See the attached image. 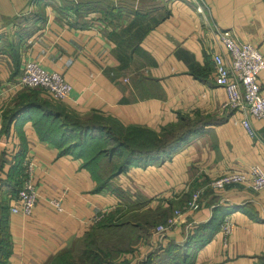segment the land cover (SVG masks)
Masks as SVG:
<instances>
[{
	"label": "crops",
	"instance_id": "1",
	"mask_svg": "<svg viewBox=\"0 0 264 264\" xmlns=\"http://www.w3.org/2000/svg\"><path fill=\"white\" fill-rule=\"evenodd\" d=\"M215 28L264 57V0H0L5 264H48L98 224L142 232L138 213L163 221L196 190L198 210L159 239L148 229L110 264H264V188L211 186L231 169L264 172V121L248 117L252 138L241 114L221 107L226 93L215 83L211 53L228 54L214 42ZM24 61L62 74L68 97L6 91ZM258 82L264 90V69ZM184 134L169 154L154 153L160 140ZM25 159L34 163L37 193L29 216L8 209ZM224 220L232 224L226 235Z\"/></svg>",
	"mask_w": 264,
	"mask_h": 264
},
{
	"label": "built area",
	"instance_id": "2",
	"mask_svg": "<svg viewBox=\"0 0 264 264\" xmlns=\"http://www.w3.org/2000/svg\"><path fill=\"white\" fill-rule=\"evenodd\" d=\"M196 1V0H195ZM196 10L202 12L200 5ZM214 42L223 47L228 56L211 53L216 85L222 86L226 99L222 109H231L241 114L239 123L249 137H256V132L249 121V116L264 121V90L258 82L259 73L264 69V57L260 50L248 42L239 41L230 30H214ZM15 89L41 88L56 100H65L70 91V85L58 72L42 69L37 62L24 61L20 77L7 87L6 91ZM34 163L25 159L20 168V183L11 203L9 212L22 216L31 215L37 198L36 189L32 182ZM231 184H245L253 189L264 188V172L257 165H251L243 170H228L211 182L215 189H223ZM200 190L191 193L184 209L174 208L163 224L156 226L152 236L158 239L168 229H173L180 222L184 212L196 211L200 208ZM52 205L61 210L58 199L51 200ZM232 224L224 220L221 231L224 235L230 233ZM141 257L144 254L140 255ZM139 256V257H140Z\"/></svg>",
	"mask_w": 264,
	"mask_h": 264
},
{
	"label": "trees",
	"instance_id": "3",
	"mask_svg": "<svg viewBox=\"0 0 264 264\" xmlns=\"http://www.w3.org/2000/svg\"><path fill=\"white\" fill-rule=\"evenodd\" d=\"M186 137L184 134L181 136L180 140L175 141V142L170 141V140H168V141L160 140V142H158L157 149L156 150L154 149L153 151H155L154 153L158 156L167 155L171 151H173L175 148H177V146L182 144ZM133 157L126 159L125 164L132 162ZM120 168H122V166ZM17 174H18V171H17ZM18 183L19 182H18L17 175H16L14 187L17 186ZM15 190H17V188ZM8 208H9V206H8ZM151 213H153L155 215V217L157 216L154 212H151ZM6 215H7V206L5 204H0V264H5L6 258L9 254V250H10L9 237H8V232H7V228H6ZM215 218H216L215 215H213L211 221H209L207 224L208 225L207 227L209 229V231L207 233H209V234L214 232V230L216 229V225L218 224V223H216ZM140 222H143L140 224L142 227V233L144 235L146 233V231L152 226L150 225L149 221H146V220L141 219V218H140ZM119 228H120L119 223H116L113 225L98 224V226L96 225L95 227L92 228V230H94V231H96V230H107L109 233H111V232L116 233L117 230H120ZM91 231L88 232L87 234H85L83 239H87L91 235ZM206 239H208V236ZM108 241L111 243L110 252L113 254V256L106 259L104 256L107 255V253L112 255L110 252H108V250H106V251L103 249L98 250V248L90 247L89 245H92V243H93L92 239H91V241L89 240L87 247L85 249H83V251L81 252L82 253V256H81L82 262H77L74 264H110L113 262L114 257L117 256L120 252H127V251H131V249H132L131 246L133 243L129 242L127 244H124L123 239H121V238H118V239L112 241V239L110 237L108 239ZM93 245H94V243H93ZM66 252H67V250H66ZM103 252H104V256L102 255ZM64 253H65V251L58 253L52 259H50L49 262H51V260H53L55 257L62 255Z\"/></svg>",
	"mask_w": 264,
	"mask_h": 264
},
{
	"label": "rangeland",
	"instance_id": "4",
	"mask_svg": "<svg viewBox=\"0 0 264 264\" xmlns=\"http://www.w3.org/2000/svg\"><path fill=\"white\" fill-rule=\"evenodd\" d=\"M19 175H20V171H19L18 177H17L18 181L20 183ZM0 204H4V201H0ZM138 216H140L141 219H144V220L150 222V225L152 226L149 228L150 232H152L156 226L163 224L164 221L166 220V219H164L162 221V219H161L162 217H159V216L155 217V215L153 213H151L150 211H141L140 213H138ZM110 237H111L112 241L116 240L118 238H121V239H123V243L127 244L129 242L130 243H134V242H138V241L141 242L142 240H140V237H142L144 239L145 235H143V233L141 231H137V230H132L131 232H129L128 230H126V231L125 230H123V231L117 230L116 233H112V232L109 233L107 230H96V231L92 230L91 235L87 239L82 238V240L79 241V243H76V245L73 248H71L70 250H67V252L65 251L64 254L55 257L48 264H74L77 262H82V257H81L82 253L81 252L83 251V249H85L87 247V244H88L89 240L91 241V239H92V242L94 243V245L92 243V245H89L90 247L98 248V250L99 249L100 250L103 249L105 251L108 250V252H110L111 243L108 241V239ZM102 255L104 256V252L102 253ZM111 256H113V254L110 255L107 253V255H105L104 257L106 259H108Z\"/></svg>",
	"mask_w": 264,
	"mask_h": 264
}]
</instances>
